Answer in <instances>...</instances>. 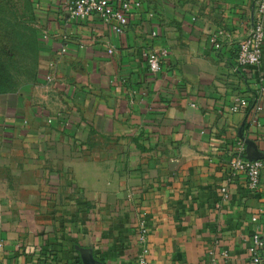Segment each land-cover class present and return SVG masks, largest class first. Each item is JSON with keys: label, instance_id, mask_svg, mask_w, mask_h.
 <instances>
[{"label": "crops", "instance_id": "obj_1", "mask_svg": "<svg viewBox=\"0 0 264 264\" xmlns=\"http://www.w3.org/2000/svg\"><path fill=\"white\" fill-rule=\"evenodd\" d=\"M258 2L143 0L117 34L46 0L38 70L0 93V264H84V248L130 264L144 218L150 264H208L210 251L250 264L264 169L253 192L227 161L240 143L254 154L246 140L264 154V49L259 67L237 62ZM152 50L167 51L157 73ZM238 97L250 107L233 112Z\"/></svg>", "mask_w": 264, "mask_h": 264}, {"label": "built area", "instance_id": "obj_2", "mask_svg": "<svg viewBox=\"0 0 264 264\" xmlns=\"http://www.w3.org/2000/svg\"><path fill=\"white\" fill-rule=\"evenodd\" d=\"M68 11L73 18H87L92 15H98L114 32L124 33L130 25V13L133 8H140L143 0H64ZM157 33L153 32L155 36ZM264 49V0H259L257 4V15L249 35L242 39L238 47L237 62L244 68L259 67L262 62ZM167 55L166 50L160 52L149 51L146 54V60L149 69L153 73L160 71L162 62ZM264 82V75L260 77ZM264 87H261V90ZM250 104L242 97L236 98L231 106L233 112L242 111L248 108ZM263 110L261 96H256L250 107L251 120L257 122V116ZM258 123V122H257ZM229 175H241L245 178L246 187L255 192L261 184V176L264 169V160L250 159L247 157L244 145L240 143L233 150L227 161ZM222 201L228 196V188H221ZM257 221L256 216L252 217ZM149 236V224L144 218L141 220L138 228V240L141 244V250L136 258L130 264H150L149 252L146 242ZM214 251H210L213 256L208 264H218ZM223 256H227L224 251ZM248 259L250 264H264V231L256 230L251 237V243L248 248Z\"/></svg>", "mask_w": 264, "mask_h": 264}, {"label": "trees", "instance_id": "obj_3", "mask_svg": "<svg viewBox=\"0 0 264 264\" xmlns=\"http://www.w3.org/2000/svg\"><path fill=\"white\" fill-rule=\"evenodd\" d=\"M3 8H0V18H3ZM22 23H27L25 29H29V51L33 54L35 64L31 66V71H35L33 76L38 70V59H39V30L36 27L37 16L31 13L29 18L22 17L15 11L13 18L7 21V26L10 27L9 33L5 32V27L1 26L3 23L0 21V93L14 90L19 85V78L22 75V69L17 67L16 63L12 62L15 58V49H20V44L23 43V33H21ZM27 71H30L27 69ZM30 71V72H31ZM250 107V106H249ZM248 107V108H249Z\"/></svg>", "mask_w": 264, "mask_h": 264}, {"label": "rangeland", "instance_id": "obj_4", "mask_svg": "<svg viewBox=\"0 0 264 264\" xmlns=\"http://www.w3.org/2000/svg\"><path fill=\"white\" fill-rule=\"evenodd\" d=\"M46 0H0V8H3V18H0V21L3 23L2 27H5V32L9 33L11 31L10 27L7 25V21H10L13 18V13L17 11L19 16L27 17L31 16V13L35 14L38 17L41 10H43L45 6ZM21 33H23V43L20 44V49H15V58L12 59V62L16 63L17 67L22 69H26V71L22 72L21 77L19 78V84L26 81L32 80L34 78L33 74L35 71H31V66L35 64V59L33 54L29 51V29H25L27 23L21 24ZM36 27L39 29L38 23ZM40 33V32H39ZM39 62V59H38ZM29 69L30 71H27Z\"/></svg>", "mask_w": 264, "mask_h": 264}, {"label": "water", "instance_id": "obj_5", "mask_svg": "<svg viewBox=\"0 0 264 264\" xmlns=\"http://www.w3.org/2000/svg\"><path fill=\"white\" fill-rule=\"evenodd\" d=\"M246 142L255 148L254 154L250 155L247 153V157L250 159H255V160H257V159L264 160V154H261V152L257 148L255 142L250 141V140H246ZM82 258H83L84 264H104L103 262H101L100 260H98L94 257L93 251L90 248L82 249Z\"/></svg>", "mask_w": 264, "mask_h": 264}]
</instances>
